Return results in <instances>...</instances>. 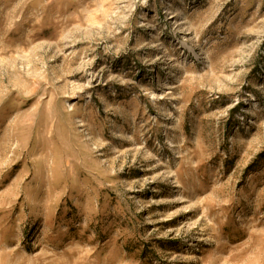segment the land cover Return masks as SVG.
I'll use <instances>...</instances> for the list:
<instances>
[{
	"label": "rangeland",
	"instance_id": "374dc122",
	"mask_svg": "<svg viewBox=\"0 0 264 264\" xmlns=\"http://www.w3.org/2000/svg\"><path fill=\"white\" fill-rule=\"evenodd\" d=\"M0 264H264V0H0Z\"/></svg>",
	"mask_w": 264,
	"mask_h": 264
}]
</instances>
